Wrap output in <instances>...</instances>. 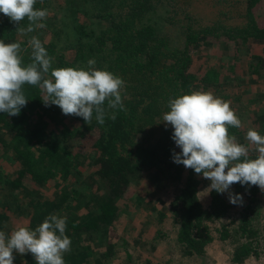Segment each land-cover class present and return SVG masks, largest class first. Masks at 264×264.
<instances>
[{"label":"trees","instance_id":"1","mask_svg":"<svg viewBox=\"0 0 264 264\" xmlns=\"http://www.w3.org/2000/svg\"><path fill=\"white\" fill-rule=\"evenodd\" d=\"M46 1L36 0L33 7L45 9ZM59 1L69 13L68 24L63 25L70 29L78 47L71 46L67 37L63 47L53 40L41 42L51 58V67H86L87 60L93 58L96 68L106 69L124 81V107L114 110L105 101L104 123L98 124L93 113L86 124L81 117L62 114L56 105L45 106L42 100L46 95L39 87L23 85L28 100L19 114L0 113L1 148L15 160L12 173L0 174V231L16 219L34 228L47 215L57 214L66 217L65 234L71 240L70 250L64 254L65 264H116V243L109 237L110 227L127 209L129 185L150 172L162 184L175 187L161 216L174 227V239L182 255H203L215 238L228 241L235 263L256 254L254 245L261 247L260 239H264L259 187L231 185V191L243 197L241 204H231L226 192H207L209 180L172 161V151H179L170 138L172 128L164 129L152 143L139 136L168 110L169 98L193 90L219 92L223 81L220 72L204 66L199 73L192 65L199 41L222 35L233 43L264 47V0H242L239 24L197 23L188 14L184 0ZM166 5L173 15L180 16L182 24L177 33L170 30L174 24L167 28L154 24V13ZM173 19L178 22L177 17ZM43 23L46 33L64 35L63 29H55V22ZM27 24L26 19L17 24L0 14V41L20 43L22 64L31 62L28 41L40 30L34 27L32 32H25ZM50 24L55 27L50 28ZM251 57L262 59L255 54ZM258 66L250 65L253 70ZM43 78L51 79L50 73ZM222 97L225 100L226 95ZM248 99L251 105L258 101L250 96ZM231 109L241 124L239 128L229 127L228 133L238 143L248 145L241 138L242 130L248 127L247 116ZM113 112L115 119L110 118ZM256 120L254 129L264 135V117ZM96 128L97 135L89 139ZM255 155L254 146H250V158ZM83 162L93 169L80 184L70 185L69 179L81 176L79 165ZM50 184L59 188L54 186L49 195L42 193L41 188ZM202 185L206 189L204 199L200 196ZM22 257L25 264H35L30 253L20 254Z\"/></svg>","mask_w":264,"mask_h":264},{"label":"clouds","instance_id":"2","mask_svg":"<svg viewBox=\"0 0 264 264\" xmlns=\"http://www.w3.org/2000/svg\"><path fill=\"white\" fill-rule=\"evenodd\" d=\"M36 0H0V14L32 32L45 27L47 10L34 8ZM31 62L22 64L20 43L0 41V113L18 115L27 100L22 86L39 87L46 95L43 101L60 108L65 115L81 117L88 124L93 119L104 123L105 101L111 109L123 110L121 89L124 81L112 72L95 67L89 58L86 67L52 68L47 50L35 36L30 38ZM50 73L51 79L43 78ZM162 119L171 126L170 138L179 151L173 150L176 164L191 168L195 174L210 181L207 192L227 193L231 204H241L243 197L233 193L231 185H253L264 190V135L254 128L245 134L248 145L238 143L228 133L229 127L239 128L241 121L227 101L211 92L189 91L167 101ZM115 119V113L110 116ZM254 146V157L249 156ZM66 217L47 215L34 228L18 226L9 234L0 231V264H13V252L30 253L35 264H65L64 254L70 250L71 240L65 234Z\"/></svg>","mask_w":264,"mask_h":264},{"label":"rangeland","instance_id":"3","mask_svg":"<svg viewBox=\"0 0 264 264\" xmlns=\"http://www.w3.org/2000/svg\"><path fill=\"white\" fill-rule=\"evenodd\" d=\"M82 1V0H81ZM242 0H184L183 5L188 8V14L197 23L201 24H239L242 20L241 11L243 5ZM45 9L47 16L43 22H55V29L63 33L51 35L44 30L46 27L40 28L35 36L40 42L53 40L56 45L62 46L64 37L66 41L75 48L78 47V42L64 25L68 24V11L66 5H60L59 0H47ZM180 0H177V3ZM170 4V3H169ZM182 5V4H181ZM170 7H159L153 15L154 24L161 28L168 24L171 25V31L177 33L180 30V16L173 15L169 11ZM177 17L176 19H173ZM173 19V20H172ZM82 20V18H81ZM50 24V28L55 26ZM177 24V25H176ZM61 28V29H60ZM43 30V31H42ZM56 31V30H55ZM54 31V32H55ZM53 32V33H54ZM175 34L171 37L175 39ZM62 39V40H61ZM30 41V39H29ZM28 41V45L30 43ZM235 44V45H234ZM192 65L195 66L199 73L204 71L205 67H215L222 76V82L217 94L214 96L225 94L231 108H235L238 113L244 112L247 116V128L242 130L241 138L245 140V134L248 128L257 127V120L264 117V47L261 44H245L241 42L233 43L231 39L225 36H209L207 40L199 41L196 44ZM31 47V46H30ZM255 54L261 57V61L251 57ZM260 61V62H258ZM250 65H259L256 70H253ZM241 82V83H239ZM258 93L259 95H253ZM240 95V96H239ZM218 96V97H219ZM241 97L237 101V97ZM258 98L254 104L248 102V97ZM158 118L156 122L147 128L139 137L150 143L158 138V134L171 126L165 127V123ZM243 123H245L243 119ZM98 129L92 130L88 138L93 139L98 133ZM0 136V174H10L13 171L15 160L11 155L1 148ZM86 144V142H85ZM85 147V146H84ZM79 169L81 176L69 179L70 185L78 183L81 179H85L92 170L91 165L86 162L80 163ZM77 184V185H78ZM56 184H50L41 188L42 193L49 195L53 192ZM79 186V185H78ZM175 187L162 184L161 179L153 173L148 172L134 180L126 190V196L129 199L128 206L114 221V225L110 227L109 237L116 243V253L114 263L116 264H238L231 260L229 254L230 246L228 241H222L215 238L210 242L207 251L203 255L188 256L182 255L181 250L176 245L174 239V227L170 226L166 217L161 216V213L166 212L167 204L173 194ZM260 189V188H259ZM31 192H35L32 188ZM200 196L202 199L206 197V189L201 186ZM5 195L3 196V198ZM260 202L262 211H264V190L260 189ZM2 199V198H1ZM6 199V197L4 198ZM4 233L7 235L18 226H26L22 219H16L10 223ZM261 236L264 238V222L261 225ZM262 246L254 245L257 253L249 256L246 261L241 264H264V239H260ZM126 260V261H125ZM126 262V263H125ZM13 264H25L23 257L20 259V254L13 252Z\"/></svg>","mask_w":264,"mask_h":264}]
</instances>
